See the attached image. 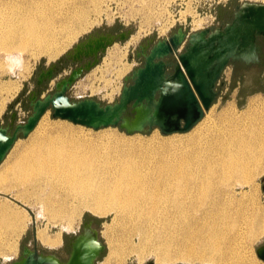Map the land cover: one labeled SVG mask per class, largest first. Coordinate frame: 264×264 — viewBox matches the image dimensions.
<instances>
[{
    "label": "bare ground",
    "instance_id": "1",
    "mask_svg": "<svg viewBox=\"0 0 264 264\" xmlns=\"http://www.w3.org/2000/svg\"><path fill=\"white\" fill-rule=\"evenodd\" d=\"M71 1L0 0V50L6 53L8 62L11 60L9 69L17 60L13 51L32 46L51 52L56 38L54 22L62 20L56 17L58 7ZM68 17L75 25L62 26L66 39L86 29L84 10H75ZM136 38L135 35L131 40ZM19 85L1 83L0 92L11 96ZM3 106L4 99L0 101V111ZM202 119L200 132L188 135L180 144L161 143V150L145 144L87 140L65 130L53 137H40V142L17 154L0 180L8 175L11 184L17 186L35 187L42 178L60 183L65 196L76 199L77 204L66 210V199L54 198L55 187L52 188L41 200L52 217L64 213L73 218L80 213L79 207L99 216L112 212L111 222L102 231L107 235L108 252L98 264H124L133 252L140 260L156 222L170 227V233L159 229L154 234L160 249L157 256L163 260L183 257L206 259L210 264H264L261 258L252 257L244 245L245 236H254L264 226V208L253 210L251 215L239 214L240 203L235 198L238 186L253 187L254 177L264 172V95L254 97L240 113L232 105L222 109L218 119L231 123V129L212 127L205 112L199 121ZM21 189L15 196L22 199L31 188ZM23 219L7 206L0 207V255L5 258L9 257L6 250L14 249L25 226ZM114 222L120 227L116 235L110 231ZM60 231L48 234L38 229L35 238L55 246L60 243ZM4 233L8 234L5 238ZM132 234L138 235L137 242L132 241ZM175 234L180 247L171 249L169 237ZM165 236L167 242L160 244Z\"/></svg>",
    "mask_w": 264,
    "mask_h": 264
},
{
    "label": "rangeland",
    "instance_id": "2",
    "mask_svg": "<svg viewBox=\"0 0 264 264\" xmlns=\"http://www.w3.org/2000/svg\"><path fill=\"white\" fill-rule=\"evenodd\" d=\"M240 1L243 0H72L71 2L62 3L56 13V17L62 20L54 22L53 32L56 38L54 37L53 44L50 46V53L32 46L13 51L12 56L17 57V60L14 63L12 62L11 70L8 67L11 60L9 59L8 62L6 53L0 50V84L20 83L17 91L11 96L0 92V101L4 99V106L0 111V125L12 129L16 123L23 122L26 119L31 111L28 99L30 92L45 93L53 90V83L50 80H44L41 84H36V76L40 70L53 64V80H58L68 74L71 67H75L76 62L66 56L65 53L72 50L76 43L84 41L88 35L100 32L116 34L120 31H128V36L125 39H115L103 50L98 51L97 61L90 65L88 69H84L68 90V95L71 98L93 97L102 103L111 102L117 99L119 90L123 84L128 82V80H125V76L132 69L142 64L143 58L140 54V45H145L148 40L155 42L158 39L167 37L178 27L188 33L200 29L201 22L204 24L212 18L211 21L214 22L212 25L226 22L229 20L234 6ZM250 1L264 2V0ZM75 10L85 11L86 29L77 33L74 38L66 39L62 26L66 24L69 28H74L75 21L68 16ZM197 21L199 23H196ZM135 35L138 38L131 40ZM128 40L131 41L127 43ZM67 41L68 43L63 45ZM258 42L264 53V37H259ZM167 59L174 61L175 54L167 56ZM243 65L238 62H230L224 68L217 85L218 95L211 107L205 111V114L210 118L212 127L217 128L223 125L230 129L233 128L231 123H221L218 119V114L222 109L227 105H232L240 113V111L247 108L254 97L264 95V56L261 62L251 63L246 67H243ZM58 71H61L62 76H57ZM202 123L203 119L196 123L191 130L183 133L165 135L160 133L157 128H153L150 131L127 134L117 126L92 129L74 124L68 120L53 118L50 112L46 111L27 136L20 135L13 143L0 162V176L5 173L6 167L24 147L40 142V137H53V135L64 130L73 137L87 140L145 144L148 147L161 150V143L176 142L177 144L179 142L178 144H180V140L185 139L188 135L197 134L201 131ZM200 142L203 143V141ZM9 178L6 175L5 178L0 180V207L7 206L8 209L20 213L24 218L25 226L16 239L14 249L6 250L5 253L9 257L5 258L0 255V264H11L13 260L18 259L23 246L35 247L43 253H54L60 260H65L68 255L70 240L80 231L82 223L87 220H92V226L97 229L99 240L104 244V249L94 264H98L103 259L108 252V247L107 235L102 234V231L105 229V225L111 222L112 212L99 216L91 213L88 209L79 207L77 212L80 213L73 218H68L64 213L52 217L47 209L43 207L41 201L52 192V188L55 187L54 198L64 197L66 199V210L77 204L76 199L65 196L66 191L63 190L60 183H49L45 178H42L35 183L38 186L37 188L32 184L12 185ZM253 183H255L253 187L238 186L235 189L236 202L240 203L239 214L251 215L253 210L257 211L264 208V188H262V185H264V172L257 174L253 179ZM20 187H27V190L28 188L34 189L37 193L32 192L30 189L27 191L28 194L25 193V196L21 199L15 196L16 190L17 192L22 190ZM61 226L67 227L61 228ZM118 226L117 222L110 226L113 235L119 232L120 227ZM38 229H45L48 234L61 230L60 243L49 246L37 239L35 240V232ZM159 229L170 233L169 225L156 222L150 240L147 241L146 248L140 255V260L139 256L133 252L126 258L124 264H146L148 261H153L155 264H210L206 259L189 260L183 257H172L169 260H163L158 257L157 252L160 249L154 240V234H157ZM6 233H9V231H6ZM6 233L3 236L8 235ZM131 238L133 242L138 241L137 234H132ZM167 238L168 236H165L160 244L167 242ZM169 241L172 243L171 249L180 247L178 234L170 236ZM263 242L264 226L259 228L254 236H245L244 238L247 252L256 259L260 258L256 255L255 248ZM2 249L3 246L0 247V253Z\"/></svg>",
    "mask_w": 264,
    "mask_h": 264
},
{
    "label": "water",
    "instance_id": "3",
    "mask_svg": "<svg viewBox=\"0 0 264 264\" xmlns=\"http://www.w3.org/2000/svg\"><path fill=\"white\" fill-rule=\"evenodd\" d=\"M127 36L128 31L88 35L65 55L72 60L80 56H90L93 60L73 68L58 80H53V64L41 69L36 84L50 80L53 90L30 92L31 111L26 119L12 129L0 125V162L16 139L27 136L46 111L53 118L92 129L117 126L127 134L153 128L165 135L188 131L216 99L218 82L230 62L248 65L262 61L263 49L258 38L264 37V2L240 1L226 22L188 33L178 27L167 37L140 45L142 64L125 76L128 82L114 101L71 98L70 86L84 69L97 61L98 51ZM171 54H175L174 61L167 59ZM103 249L97 229L92 226V220H87L70 240L65 260L54 253L23 246L20 257L11 264H94ZM255 253L264 260V242L255 248Z\"/></svg>",
    "mask_w": 264,
    "mask_h": 264
},
{
    "label": "flooded vegetation",
    "instance_id": "4",
    "mask_svg": "<svg viewBox=\"0 0 264 264\" xmlns=\"http://www.w3.org/2000/svg\"><path fill=\"white\" fill-rule=\"evenodd\" d=\"M101 33V32H100ZM98 34V33H97ZM92 35H96V34H94V33H92ZM263 56H264V53H263ZM80 58H81V60H79V59H75V62H76V64L74 65L75 67H78V66H84L86 63H88V62H90V61H92L93 60V58L92 57H84V56H80ZM247 65H243V67H246ZM75 67H73V68H75ZM72 67H71V69L70 70H72L73 69ZM58 73V74H57ZM56 74H57V76L58 77H60V76H62L61 75V71L59 72H57ZM73 84H74V82L72 83V85L70 86V87H72L73 86Z\"/></svg>",
    "mask_w": 264,
    "mask_h": 264
},
{
    "label": "built area",
    "instance_id": "5",
    "mask_svg": "<svg viewBox=\"0 0 264 264\" xmlns=\"http://www.w3.org/2000/svg\"><path fill=\"white\" fill-rule=\"evenodd\" d=\"M212 19H213V18H212ZM212 19H210L208 22H205V23H204L205 25L201 22V23H200L201 28L212 25V24L214 23V22L211 21ZM207 23H208V24H207ZM202 24H203V25H202ZM200 26H199V27H200Z\"/></svg>",
    "mask_w": 264,
    "mask_h": 264
}]
</instances>
